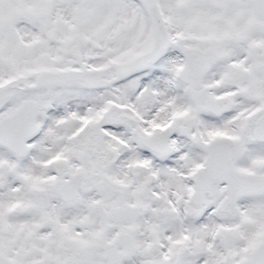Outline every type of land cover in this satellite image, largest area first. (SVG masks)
Instances as JSON below:
<instances>
[{
    "label": "snow or ice",
    "instance_id": "1",
    "mask_svg": "<svg viewBox=\"0 0 264 264\" xmlns=\"http://www.w3.org/2000/svg\"><path fill=\"white\" fill-rule=\"evenodd\" d=\"M0 264H264V0H0Z\"/></svg>",
    "mask_w": 264,
    "mask_h": 264
}]
</instances>
